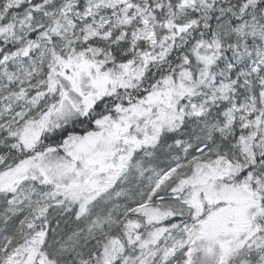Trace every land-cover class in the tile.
<instances>
[{
    "label": "snow or ice",
    "instance_id": "obj_1",
    "mask_svg": "<svg viewBox=\"0 0 264 264\" xmlns=\"http://www.w3.org/2000/svg\"><path fill=\"white\" fill-rule=\"evenodd\" d=\"M0 264H264V0H0Z\"/></svg>",
    "mask_w": 264,
    "mask_h": 264
}]
</instances>
